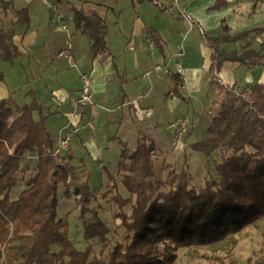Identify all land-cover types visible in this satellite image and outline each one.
<instances>
[{
    "label": "trees",
    "instance_id": "16d2710c",
    "mask_svg": "<svg viewBox=\"0 0 264 264\" xmlns=\"http://www.w3.org/2000/svg\"><path fill=\"white\" fill-rule=\"evenodd\" d=\"M71 8L77 28L90 40L92 56L108 54L105 19L96 9ZM19 14L28 16V9ZM3 23L0 18V59L14 62L21 56L14 43L15 30ZM263 31L264 27H257L233 33L223 20L218 36H205L213 50L212 75L225 61L247 69L261 66L264 43L253 46ZM243 40L242 53L221 48ZM170 74L171 92L187 99L181 91V75ZM235 87L226 88L227 97L216 106L207 137L187 146L215 155L212 166L217 177L206 179L202 188L193 183L196 176L188 150L185 165L176 167L163 158L157 167L153 155L157 144L141 131L135 148L119 141L118 172L109 173L108 182L94 190L92 172L81 170L72 152H57L46 126L48 114L35 90H28L32 100L22 104L11 92L0 104V264H173L178 248L219 245L247 227L263 224L264 83ZM208 167L209 162L203 170ZM120 184L127 196L120 192ZM101 191L114 209L116 223L107 220L103 203L93 205L90 200ZM60 193L66 200L80 201L79 209L62 210ZM113 225L122 227L125 237L112 247ZM73 227L81 233L83 247L70 237ZM247 264H264V252Z\"/></svg>",
    "mask_w": 264,
    "mask_h": 264
},
{
    "label": "crops",
    "instance_id": "0c3cea01",
    "mask_svg": "<svg viewBox=\"0 0 264 264\" xmlns=\"http://www.w3.org/2000/svg\"><path fill=\"white\" fill-rule=\"evenodd\" d=\"M60 2H65L63 8ZM72 6L96 9L105 19L108 54L92 56L89 38L73 20ZM21 9H28V16H21ZM0 18L6 28L15 30L14 43L21 52L14 62L0 59V104L13 91L19 103L30 102L27 92L35 90L47 121L60 120L55 145L62 135L74 131L69 149L63 152H72L81 170L103 173L108 168L104 143L116 149L123 140L135 148L141 131L156 142L159 152L173 156V127L192 111L208 112L211 120L216 106L227 97L225 81L236 89L264 83V59L253 68L260 71L245 72L244 86L239 69H249L238 62L225 61L213 76V50L205 40L206 35L220 34L223 20L232 32L264 27V0H0ZM244 44V40L224 43L221 48L242 53ZM260 44L256 41L253 47ZM177 63L184 69L181 91L187 97L186 110L171 92V74H147L157 65H169L174 72ZM84 72L94 78L93 103L77 119L72 116ZM195 100L201 107L191 108ZM34 116L40 118L37 111ZM199 116L191 117V128L204 118ZM72 118L76 125L70 123Z\"/></svg>",
    "mask_w": 264,
    "mask_h": 264
},
{
    "label": "rangeland",
    "instance_id": "374dc122",
    "mask_svg": "<svg viewBox=\"0 0 264 264\" xmlns=\"http://www.w3.org/2000/svg\"><path fill=\"white\" fill-rule=\"evenodd\" d=\"M64 3L65 2L63 3L60 2L62 8L65 6ZM239 70H240V73L238 76H239V79L241 78V82H242L240 84H242L241 86H244V84L246 83L245 80H247V76L245 72L260 71V68L249 69V70H245L244 68H241ZM225 82L227 85L233 86L232 83L230 82L228 83L227 81ZM239 88L240 87H237V89ZM177 100L181 101L180 102L182 105L181 108H185L186 110L188 107L187 100L179 96L177 97ZM197 104L198 103L196 102V100L193 101L191 103V108H194V106H196ZM198 106L201 107V104H198ZM184 113L186 114L185 111ZM207 113L208 112L200 114L199 112H195V111H192L190 113L191 115V116L189 115L190 118L194 117L193 118L194 120H196L195 119L196 115L197 116L200 115L199 118L200 117H204V118L198 120V124L194 123L195 127L192 128L193 132L190 134V136L187 137L186 135L187 131H186V134L181 139L180 146L173 143L172 145L173 146L172 148L173 156L168 155V153L163 154L162 152H159V149H157L155 154H153L154 157H157L156 158L157 167L162 164L163 158H166L167 161L174 163L175 166L178 167L182 164L184 165L186 164L183 156H184V153L188 150V152L191 153L190 155H192L191 161H190V164H191L190 169L193 172V174L196 176V180L193 183L197 188H202V186L205 185L204 181L208 178L214 177L215 175V171L212 166V161L214 160L215 155L207 156L204 153L195 151L190 147L187 149L188 140L190 142L193 139L201 140L205 138V134L207 130L204 126H206L210 120L209 114ZM46 124L48 125L50 129V133H52V136L54 137V142L58 143L57 133H58L59 125H60V120L57 121L51 118L50 120L46 121ZM174 135H175V132H174ZM73 143H75V141H73ZM115 148L116 149L106 148V144L104 143L103 150L104 149L106 150V153H105L106 157L105 156L104 157H105V163L108 166V168L103 170V173H102V170H99V169L90 170V172H93V174H91L90 182L94 190L99 188V185L102 183V181H104V184L108 182L107 177L109 173L114 174L118 172L117 170H118V164H119L120 155H121V148L117 147V145ZM161 155L162 156L166 155V156L162 157ZM168 156L170 157L167 158ZM208 162H209L208 171H206V169L203 170V168L208 166ZM202 170H203V173L201 174ZM120 192L125 196L128 195V192L123 185L120 186ZM103 193L104 192L102 191L99 192L95 198L91 197L90 200L93 205H97L98 203H103L108 208L107 210L108 213L106 215L107 220L116 223V221L112 219L114 209L112 205L110 204V202L107 199L103 198L102 196ZM60 205H61L62 210H67V211L69 209L73 210L74 207H77L75 209L78 210L80 207V201L74 199V197H72V199L66 200V198L63 197V194L60 193ZM71 215H73L72 212H71ZM117 222L120 223V221H117ZM113 226H114V233L110 235V237L112 238L111 240L112 247L118 241H121L125 237V231L122 227H119L117 225H113ZM76 231H77V228L73 227L72 231H70V237L76 241V244L78 246L83 247L84 243L83 241H81V239H83L81 237V233L78 234L76 233ZM262 234H264V223L261 224L259 227H247L241 234H235L233 235L234 236L233 238L226 240L222 243H219V245L216 244L210 247L190 246V247L178 248L176 251L178 258L173 264H221V263H229L231 261H237L240 264H247L249 258L256 259L258 257H261V255L263 254L264 251L262 249L263 248V244H262L263 235ZM96 247L99 250L101 246L99 244H96Z\"/></svg>",
    "mask_w": 264,
    "mask_h": 264
},
{
    "label": "built area",
    "instance_id": "2783aa9c",
    "mask_svg": "<svg viewBox=\"0 0 264 264\" xmlns=\"http://www.w3.org/2000/svg\"><path fill=\"white\" fill-rule=\"evenodd\" d=\"M44 2H47V0H43ZM63 29H67V25L64 24L62 26ZM257 42L264 43V31L257 36ZM151 47H154V42L150 43ZM72 48V46H70ZM65 53L62 52L61 55L63 56ZM156 72L159 76L164 75H170V72H172V69L169 65H157L149 71L147 74ZM174 72L179 73L181 76L184 74V69L181 64H176V68L174 69ZM80 82L81 87L79 90V94L75 100V111L73 113L74 118L79 119V117H82L83 112L85 108L93 103V85H94V78L91 76L90 73L87 74V72H84L80 76ZM225 87L228 88V85H225ZM70 123L74 125L73 118L70 120ZM76 125V124H75ZM191 125V118L189 115L185 116L183 119H181L178 123H176L175 127V135L173 139V143L180 146V142L182 137L186 134V131L189 130ZM89 127H93L94 123L89 120L88 122ZM74 136V131H69L65 133V135H62L59 140L57 152L67 150L69 149L70 140Z\"/></svg>",
    "mask_w": 264,
    "mask_h": 264
}]
</instances>
